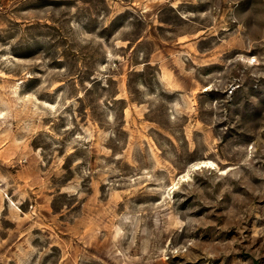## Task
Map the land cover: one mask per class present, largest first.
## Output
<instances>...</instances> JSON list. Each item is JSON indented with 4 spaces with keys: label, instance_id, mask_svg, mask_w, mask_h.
<instances>
[{
    "label": "rangeland",
    "instance_id": "obj_1",
    "mask_svg": "<svg viewBox=\"0 0 264 264\" xmlns=\"http://www.w3.org/2000/svg\"><path fill=\"white\" fill-rule=\"evenodd\" d=\"M0 264H264V0H0Z\"/></svg>",
    "mask_w": 264,
    "mask_h": 264
},
{
    "label": "bare ground",
    "instance_id": "obj_2",
    "mask_svg": "<svg viewBox=\"0 0 264 264\" xmlns=\"http://www.w3.org/2000/svg\"><path fill=\"white\" fill-rule=\"evenodd\" d=\"M254 61H255V60L250 61V62H254ZM210 165H212V164L209 163V162H201V163H199L198 167H196V169L201 168V167L209 168Z\"/></svg>",
    "mask_w": 264,
    "mask_h": 264
}]
</instances>
